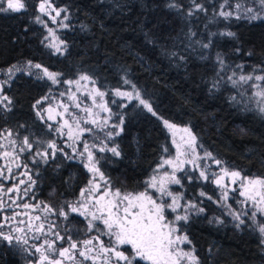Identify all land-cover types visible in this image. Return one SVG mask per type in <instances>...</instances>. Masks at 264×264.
Listing matches in <instances>:
<instances>
[{
    "label": "trees",
    "instance_id": "16d2710c",
    "mask_svg": "<svg viewBox=\"0 0 264 264\" xmlns=\"http://www.w3.org/2000/svg\"><path fill=\"white\" fill-rule=\"evenodd\" d=\"M27 1L25 11L0 12V69L32 61L63 78L87 74L109 91L124 123L117 138L120 155L103 160L101 168L116 186L142 188L170 150L169 134L155 114L189 126L216 160L264 178V116L243 102L229 79L239 68L264 76V20L224 19L211 10L210 0H195L194 7L203 10L186 0H52L70 17L61 31L60 55L46 48L34 0ZM129 85L141 91L155 114L136 102L120 105L111 92ZM48 89L45 80L15 76L5 90L11 106H0V136L9 129L48 139L35 110ZM35 178L38 198L57 209L77 199L89 174L82 163L57 156L40 165ZM182 186L186 198L196 202L199 191L213 192L196 174L190 181L183 177ZM202 206L205 214L182 224L200 264H264V240L255 226L238 228L211 201ZM211 216L223 221L217 224ZM70 222L75 230L86 228L78 217ZM0 264L24 262L0 244Z\"/></svg>",
    "mask_w": 264,
    "mask_h": 264
},
{
    "label": "rangeland",
    "instance_id": "374dc122",
    "mask_svg": "<svg viewBox=\"0 0 264 264\" xmlns=\"http://www.w3.org/2000/svg\"><path fill=\"white\" fill-rule=\"evenodd\" d=\"M210 1L214 3L211 6V10L224 19L244 20L247 22L264 20V3L261 0ZM42 2L43 0H34L33 2L36 8L35 22L44 30L46 48L53 54L62 55L65 51V44L60 35L62 30L69 27V13L64 8L57 7L52 0H48V3L45 5V11L41 12L39 6ZM0 3L3 4L4 8H7V0H0ZM23 3L25 4V8L21 11H25L29 4L27 0H23ZM186 3L194 7L195 0H186ZM202 8V6L198 8L196 5L193 9ZM3 12L13 13L12 11ZM220 13H231V15L226 18L220 15ZM37 17H39V20H37ZM36 65L40 64L32 61H22L0 69V101H2L0 102V106L3 109H9L11 106V103H9L10 98L5 90L18 74L23 73L49 83L47 93L38 100L40 101L39 104L37 102L35 104L38 119L46 125L50 132L48 139H32L9 129L5 130L0 136V232L13 237L12 243L0 237V244L12 247L24 264H41V252L36 251V247H40L41 245H43V254L47 255L49 259H60L63 264H92L91 260H83L78 255L77 250H73L75 259L70 261L60 257L58 249L69 246L70 241L67 239L69 236L71 237V242H77L78 250L85 249L83 241L99 236V241L93 240V244L96 247L87 246L93 247L92 252L89 253L91 256L97 255L96 249L100 241L108 244L110 239L108 235L101 234L96 228L89 229L91 216L88 212L81 215L80 212L84 211L83 208H80V211L77 212H72L70 208V205L79 207L80 204H86L90 211H96L94 207L96 198L107 190L105 181L108 182L112 191L119 189L122 193L131 192L133 194L147 192L157 203L171 204L172 198L176 197L180 207H177L175 211L171 208H165V216L169 221H173L177 215H187L189 220L193 216L205 214L206 211L202 206V202L208 200L221 209L224 216L236 227L239 228L249 223L259 231L260 226L264 224V214L258 211L253 201L248 200L246 196L240 195L241 191H243L240 185L242 182L246 183V181H243V177L257 178L258 176L244 175L241 171L232 169L221 161L217 164L216 161L218 160L199 143L189 126L176 124L157 114L155 115L161 120L169 134L170 150L166 152L160 163L145 180L142 188L126 189L116 186L101 168L103 160H107L109 156H116L109 149L115 147L118 151L117 138L122 132L124 123L123 114L115 110L113 103L110 102L109 91L100 88L96 80L87 74H80L73 78H63L60 73L54 72L43 65H40V67H36ZM9 69H12V71L9 72ZM45 70L48 73L56 74L55 81L46 75ZM241 75L251 76L252 79L241 81ZM82 76H87L88 79H81ZM256 76L262 75L255 73L244 74V71L239 68L238 71L231 74L230 82L234 90L243 99V102L251 105L252 108L264 116V112L260 111L261 108H264V96L257 95L258 92H264V84L262 80H256ZM234 81L235 83H233ZM133 86L116 88L111 93L120 102L121 106L136 102L148 111L140 103V100L146 101L150 106L151 104L144 98L141 91ZM98 92H102L104 95L101 97L97 95ZM117 92L127 93L128 95H117ZM137 93L139 94V98H137ZM4 96H7L8 100H3ZM151 113H155L153 108ZM65 121H67V125ZM92 121H95V123H92ZM165 121L168 124L174 125V127L169 128L165 124ZM86 129H91V131H86ZM185 129L188 131H185ZM70 130L71 138L69 136ZM109 133L112 135L109 136ZM116 133H119V135H116ZM192 136L195 137L194 143L191 142ZM25 139L28 141L27 144L24 143ZM29 144L31 145L30 148ZM50 144H55L56 147H49ZM85 144L88 146V151L93 154V162L96 163V167L103 174V180L98 174L90 172L85 167L89 163L88 151L84 150ZM101 147L105 149L103 152L99 151ZM45 153L48 155H44ZM208 153L211 155H207ZM57 156H63L82 163L89 174V179L76 200L70 202L65 208L56 209L38 198L35 176L40 165ZM165 161H172V163L169 164ZM223 169H227L229 172L239 171L241 178L233 183L231 176H226L222 171ZM201 172L204 173V176L200 175ZM193 174H196L202 182H209L211 189H213L211 193L198 192L201 202L187 199L184 193L182 178L187 177V180L190 181ZM172 175H175L180 180L179 184L171 182L165 184L166 191L171 192L172 196L159 192L158 188L160 187L161 178L165 176L171 177ZM153 177H155L156 188L149 186ZM220 177H223V180L218 184L216 181ZM90 180L93 181L92 184H89ZM95 185H99L97 191H87ZM82 191L84 192L83 196L81 195ZM25 204L32 207L25 208ZM190 205H196V208H192ZM259 207H264V205H260ZM46 208H50L52 211H46ZM199 208H203L204 211H197ZM61 210L68 213L67 219L59 215ZM237 215L239 219H236ZM36 217H40V219L37 220ZM73 217H78L84 221L86 228L83 232L75 230V227L71 225L70 221ZM210 218L217 224L223 221V218L219 216H211ZM241 220L243 223L240 222ZM187 221L180 220L175 222V226L178 229L175 235H186L188 237L182 229V224ZM41 223L44 225V230L37 231ZM53 224L55 227L49 230L50 225ZM93 224L97 225L103 232L107 231L99 221H93ZM54 232H59L61 236L65 237V240H57L53 235ZM259 233L264 240V233L260 231ZM16 237L21 238L19 243L16 241ZM24 240L27 243H23ZM46 240L55 241L54 249L56 250H48L45 244ZM179 247L185 251H192L193 255L196 256L191 241L190 243H182ZM125 249H130V246H121L120 248L121 251ZM126 254L129 253L126 251ZM43 264H48V261H44ZM96 264H103V260L97 259ZM182 264H188V261H182ZM198 264H200L199 259Z\"/></svg>",
    "mask_w": 264,
    "mask_h": 264
},
{
    "label": "snow or ice",
    "instance_id": "6c2138e0",
    "mask_svg": "<svg viewBox=\"0 0 264 264\" xmlns=\"http://www.w3.org/2000/svg\"><path fill=\"white\" fill-rule=\"evenodd\" d=\"M264 3V0H261ZM48 3V0H43L40 4L39 8L41 12L45 11V5ZM175 5H170V7H174ZM199 8L200 6L197 5ZM25 8V4L23 0H7V8L3 7V4L0 3V12L2 11H12V12H19ZM249 11H251L249 9ZM59 15V13H57ZM220 15L225 16L226 18L231 15V13H220ZM255 19V17H253ZM39 20V17H37ZM229 36H234V33H227ZM207 47V45H205ZM59 50V49H58ZM251 53H249L250 55ZM15 67V66H13ZM36 67H40V65H36ZM12 69H9L11 72ZM46 75L49 76L50 79L55 81L54 73H48L45 70ZM81 79L87 80V76H82ZM231 79V78H229ZM251 76H240L241 81L251 80ZM256 80H264V76H256ZM71 83V82H69ZM235 83V81L233 82ZM135 87V86H133ZM97 95L103 96L104 93L98 92ZM117 95H128L127 93H120L117 92ZM257 95L264 96V92H258ZM137 98H139V94L137 93ZM3 100H8L7 96L3 97ZM2 102V101H0ZM9 103L11 101L9 100ZM40 101H37L39 104ZM140 103L144 105L148 111H152L151 106L144 100H140ZM103 107V106H102ZM107 110V109H106ZM261 112H264V108L260 109ZM155 114V113H153ZM51 118V117H50ZM78 123V122H77ZM95 123V121H92ZM67 125V121H65ZM165 124L172 128L174 125L168 124L165 121ZM86 131H91V129H86ZM185 131H188L185 129ZM112 134L109 133V136ZM119 135V133H116ZM191 135V133H189ZM69 136L71 138V130L69 131ZM191 142H195V137H191ZM25 144L28 143L27 139L24 141ZM29 148L31 145H28ZM49 147L55 148V144H50ZM179 149V146H178ZM23 150V149H22ZM84 150L88 151V146L85 144ZM105 149L101 147L99 151L103 152ZM114 155L119 156L120 153L117 151V148L113 147L109 149ZM7 155V153H6ZM40 155V153H38ZM44 155H48L45 153ZM54 155V154H53ZM207 155H211L208 153ZM88 161L89 163L85 165L88 170L94 174H98L100 178L103 180V174L100 172V169L96 167V163L93 162V154L88 151ZM166 163L171 164L172 161H165ZM98 163V161H97ZM217 164L220 161H216ZM226 176H231L233 183L236 182L237 179L241 178V173L239 171H231L229 172L227 169L222 170ZM201 176H204V173L201 172ZM207 178V177H205ZM223 180V177L217 179V183L220 184ZM243 181L240 187L243 189L240 195L246 196L248 200L253 201V203L257 206L259 212L264 214V207H259L260 205H264V178H249L243 177ZM171 182L175 184H179L180 180L172 175L171 177L165 176L161 178L160 187L158 191L166 194L168 196H172L171 192H167L165 188V184ZM93 181H89V184H92ZM106 189L102 195H100L95 200L94 207L96 211H90L86 204H80L79 207L70 205L72 212L80 211V208H83L84 211H81L80 214L84 215L85 212L91 216V220L89 221V229L96 228L98 232H101L103 235H108L110 237L108 244H105L103 241L99 242V246L96 249L97 255L91 256L89 255L92 252L93 247H96L93 244V240L99 241V236L94 237L92 239H87L83 241L85 245L84 250H78L77 242H71V237H67L70 241L68 247H61L58 249L59 256L66 258L68 260H74L75 255L73 254V250L78 251V255L83 258V260H91L92 264H96L97 259H102L103 264H141V262H147V264H182V261H188V264H198V258L193 255L192 251H185L179 247L182 243H190L188 237L186 235H175L178 231L177 227L175 226L176 221L188 220V216H180L177 215L173 221H169L166 219L165 216V208H171L173 211L180 205L177 203V198H172L171 204H164V203H157L155 199L147 192H138V193H131L125 192L122 193L121 190L116 189L114 191L110 190V186L108 182L105 181ZM152 188H156L155 177H153L152 182L149 185ZM99 189V185H95L92 188H89L88 192H94ZM11 191V189H9ZM81 195H84L82 191ZM203 195V193H201ZM25 208L32 207L31 205L25 204ZM192 208H196V205H190ZM46 211L51 212L50 208H46ZM199 212H203V208L197 209ZM99 213V215H97ZM60 216H63L65 219L68 218V213L61 210L59 212ZM255 215V213H253ZM37 220L40 217H36ZM236 219H239V216H236ZM93 221H99L104 225L107 229L106 232H103L101 229L97 227V225L93 224ZM243 223V221H240ZM55 225H50V229L54 228ZM44 225L41 223L37 231H43ZM261 233H264V224H262L259 228ZM53 235L56 237L57 240L63 241L65 240L64 236H61L59 232H54ZM0 237L3 240L12 243L13 237L11 235H4L0 232ZM114 238V239H112ZM16 241L19 243L21 241L20 237L15 238ZM23 243H27L26 240ZM55 241H45L48 250H56L54 249ZM93 247H87V246ZM121 246H130V249H125L121 251ZM43 245L40 247H36L37 252H41L40 261L43 264L44 261H48V264H63L62 260L60 259H49L47 255H44L42 252ZM126 251L129 254H126Z\"/></svg>",
    "mask_w": 264,
    "mask_h": 264
}]
</instances>
